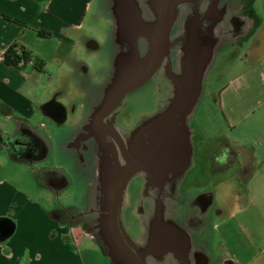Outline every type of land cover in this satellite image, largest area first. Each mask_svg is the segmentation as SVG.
Instances as JSON below:
<instances>
[{
	"label": "crops",
	"instance_id": "obj_1",
	"mask_svg": "<svg viewBox=\"0 0 264 264\" xmlns=\"http://www.w3.org/2000/svg\"><path fill=\"white\" fill-rule=\"evenodd\" d=\"M91 2L0 0V119L12 122L13 130L20 123L30 125L31 116L37 112L56 124L67 119L68 108L65 104L53 99L40 101L37 95L36 86L43 77L47 75L46 82L52 79L45 69L46 59L38 48L47 39H55L57 45L53 51L54 58L67 61L72 66L71 74H78L74 76L82 82L80 75L85 76L88 67L85 61L75 55L76 47L80 45L86 52L99 49V44L90 36L81 34ZM235 15L243 31L234 40L236 45L242 41L246 44L243 64L233 76L234 81L228 83L216 98L223 124L220 132L211 134L217 140L216 143L223 145L224 151L220 154L232 153L233 162L225 163L218 169L213 168L211 163L208 166L212 171L210 174L216 173L213 177L218 178V186H225L224 195L229 197L227 208L230 205L236 210L230 217L250 213L252 220L250 224L239 220L242 227L239 226L238 230L244 232L246 237L235 247L236 253L223 251L224 256L221 255L218 264L226 261L229 264H264V236L257 240L260 230L254 225L258 221L264 224V0H243ZM38 31L49 34L43 36ZM13 44L43 62V69L38 70L30 64L22 68L5 64L3 53ZM57 62L60 64V60ZM59 77L61 79L63 74L60 73ZM59 89L62 92L63 87L60 85ZM49 104H58L65 109V119L61 123L57 122ZM69 109L74 112L76 107ZM1 131L9 134L6 129ZM192 149L189 166L196 163V151L202 150L203 146L198 144ZM210 153L211 157L220 155L214 151ZM46 185L52 190L56 189L47 182ZM233 185L235 188L231 191ZM204 194L207 195L203 217L206 220L216 201V193L214 189L200 192V195ZM216 212L220 215L225 210L218 209ZM0 218L9 219L13 224L12 233L0 240V264H86L77 246L81 245L85 237L93 238L82 229L81 220L68 219V216L56 210L48 212L29 195L4 186L1 180ZM226 229L222 227L218 234H224ZM215 230L213 226L203 225L192 231L194 241L186 252L196 250L197 257H201V264H212L216 258L215 247L216 250L219 248L215 243ZM102 253L107 257L103 250ZM196 262V259L188 258L187 264ZM109 264H112L110 260Z\"/></svg>",
	"mask_w": 264,
	"mask_h": 264
},
{
	"label": "rangeland",
	"instance_id": "obj_2",
	"mask_svg": "<svg viewBox=\"0 0 264 264\" xmlns=\"http://www.w3.org/2000/svg\"><path fill=\"white\" fill-rule=\"evenodd\" d=\"M111 1L92 0L89 6L81 34L90 36L99 44V49L94 52H86L80 45L76 47L77 54L75 55L85 61L88 67V73L83 77L80 75L82 82L74 76H78V74H71L70 67L72 66L68 65L67 61L54 58L53 51L57 45L55 39H47L44 41L43 46L38 48L46 59L45 69L52 79L50 82H46L47 75H43V79L36 86L37 95L40 101L53 99L62 102L68 108V117L61 124H56L47 117H42L39 112L30 118L29 124L37 131L45 145L44 157L38 161L22 162L11 158L5 147L0 146V180L4 183V186L29 195L36 204L42 205L44 210L48 212L56 210L59 214H64V216L69 217L68 219H74L75 221L80 219L78 216L81 213L84 215V218L82 217L84 219L82 229L90 233L93 240L85 237L81 245L77 246V251L86 264H109V259L103 255L102 250L106 254V252H112L110 250L113 249L115 254L122 257L118 248L109 241L111 238L107 226L108 220L103 212L107 202L102 200L103 196L101 200L93 199L96 189L102 194V188L94 178V167L90 166L89 157L79 152L74 143L76 135L87 121L86 116L92 112L93 104L101 99L105 83L108 81L116 30L115 19L110 11ZM145 1L142 4L144 8L148 5L145 4ZM233 1H237L236 6L230 9L228 13H237L243 0ZM177 25L176 28L179 32L181 26ZM190 30L192 29L190 28ZM187 31L189 30L186 28ZM184 35L185 33L182 37H185ZM233 40L231 37H227L221 47L216 48V51L211 50L209 60L213 56L214 60L207 69L208 62L203 67L206 72L199 98L191 111L190 117L185 119L191 148H194L198 139L200 141L204 140L206 144L203 145L202 150L196 151V163H192L189 166L190 168L188 167L189 170L184 176L183 188L185 194L179 204L182 211L179 209L176 213L178 224L185 226L186 215L197 212V207L194 204L197 195L205 190H215L216 201L211 206L206 220H204V225L216 228L214 236L219 249L216 250L215 244L214 257L216 258L212 260V264H218L223 251L236 253L235 247L243 242L244 237H246L244 232L238 230V227L241 226L239 220L242 219L247 224H250L252 220L250 213L245 216L241 214L237 217L236 215L230 217L231 214L236 213V210L230 205L227 208L226 201L229 197L224 195L225 186L224 188L218 186V178L213 177L216 173L210 174L211 170H209L210 151L216 152L218 147L224 149L223 145L216 143L217 140L211 135L212 132L214 134L218 133L223 124L216 98L228 83L231 84L234 81L233 76L243 64L245 41L231 46ZM186 47L187 45L184 44L181 51L183 52L181 54L182 63L185 62L184 52L187 51ZM58 60H60V64L57 62ZM60 73L63 74L61 79L59 77ZM60 85L63 87L62 92L59 89ZM170 93L166 81L156 75L124 99L121 115H128L130 121L133 122L141 114L161 111L167 104ZM70 104L72 107H76L74 112L70 111L69 108L72 110ZM189 118L190 122H188ZM2 129H6L8 135H13L16 131L13 130L12 122H3L0 119V130ZM80 155H82L81 159ZM104 157L100 156V159L98 158L99 163L96 165V172L104 162ZM119 164H122L121 161H119ZM213 172H216V170ZM51 173L60 176L64 180L62 188L52 190L46 185V178ZM230 188L232 191L235 186L233 185ZM218 209L225 210V212L219 215L216 212ZM73 215L76 217H71ZM92 219L96 221L94 228L90 229L89 225ZM101 220H103V224ZM254 225L260 230L257 234V240H261L260 237L264 236V224L258 221ZM224 226L227 227L226 232L219 235L218 231ZM226 255L228 256V254ZM114 264L129 263L122 258V262L115 259Z\"/></svg>",
	"mask_w": 264,
	"mask_h": 264
},
{
	"label": "flooded vegetation",
	"instance_id": "obj_3",
	"mask_svg": "<svg viewBox=\"0 0 264 264\" xmlns=\"http://www.w3.org/2000/svg\"><path fill=\"white\" fill-rule=\"evenodd\" d=\"M143 1H136L137 8L139 9L141 19L148 22L152 19V14L149 11L148 6L145 8L142 6V4H144ZM117 2L118 0H116V3ZM114 3L115 0H112L111 4L114 5ZM121 3L125 5L124 1L119 0V4ZM146 3L147 1H145V4ZM235 3H237V1L199 0L194 3L180 5L178 7L176 21L169 34V54L164 57L160 67L151 75L148 81L157 75L158 78L166 81L170 92L172 91L173 78L181 72V67L183 65L181 61L182 53L179 48L182 40H179L178 38L184 33V36L188 35L186 28L190 32L192 31L190 28H196L199 32L198 35H200L195 42H191V45L204 44L205 40L209 38L213 43V51H216V48L221 47L227 37H231L232 39H234V37L237 38L243 30H240L235 13H228L230 9L236 6ZM110 11L114 18L112 10ZM122 17L125 22L127 19H130L127 11H123ZM194 17L197 20L196 25H194ZM176 25L181 26L179 32L177 31L178 29L176 28ZM113 44L114 50L110 60V72L106 83L113 78L116 71L119 69V66L123 68V64L121 63L127 59L130 51L129 42L123 37L119 38L117 35H114ZM230 45H236L235 40H233ZM146 51L147 42L143 36H140L137 40L136 56L140 59L145 55ZM192 59L193 57H190V55L187 58L190 62H193L194 59ZM213 60L214 56L211 60L206 61V63L208 62L206 69ZM125 62L127 63L128 61L126 60ZM205 72L206 70L203 73V78ZM163 83L165 82L163 81ZM132 92L124 96L113 110L105 114L101 121L94 125V129L88 131L82 127L81 131L75 137L74 143L77 150L82 154L87 155L91 163L90 166L94 167V178L96 182L98 179L96 165L99 163L98 160L100 159V156H102V158L106 156L109 159L115 155L122 164L127 166L126 161L121 154V147L124 149L129 148V142L133 134L137 131V128L147 118L152 117L158 112L141 114L133 122L130 121L128 115H121L124 99ZM101 100L102 97L99 101L93 104L91 114L86 116L88 120H91V116L101 104ZM51 105L52 104H49V107L52 109L57 122L61 123L63 118L65 119V109L58 104ZM188 122H190V118ZM198 144L203 146L206 142L198 139L195 146ZM222 151H224V149L221 150V148H219L215 154H220ZM81 156L82 155H80V159ZM38 160L41 159L32 161ZM232 162V153L220 154L218 157L215 155L209 160V163L213 165V168L217 169L225 163L232 164ZM186 172L187 169L179 176L168 174L163 181L148 183L144 171L137 170L124 183L120 192L118 224L125 242H127L130 248L135 251L144 264H187L188 258H194L197 261L196 264H201V257H197V251L189 250L187 253L186 249L189 245L193 244L194 236L192 231L204 225L203 217L206 212L207 195H197L194 200L197 212L195 214L186 215L185 226L179 225L176 213L182 208L179 204L185 194L183 179ZM116 178L117 177H112V181H115ZM46 182L56 189L62 188V185L64 184V181L60 176L52 173L46 178ZM95 192L93 199L101 200L103 194L98 192L97 189ZM82 217L84 218V215L81 213L78 218H80L79 220H81V223L84 225V219ZM95 219L91 220L89 225L90 229L94 228ZM110 236L111 240L115 242L111 233ZM106 255L112 264H114L115 259L119 262V259L115 254L113 255L111 252H106Z\"/></svg>",
	"mask_w": 264,
	"mask_h": 264
},
{
	"label": "water",
	"instance_id": "obj_4",
	"mask_svg": "<svg viewBox=\"0 0 264 264\" xmlns=\"http://www.w3.org/2000/svg\"><path fill=\"white\" fill-rule=\"evenodd\" d=\"M119 0L111 10L115 18V35L125 38L129 42L130 51L127 63L122 62L113 78L106 83L102 102L91 116V120L84 124L83 129L91 131L102 117L113 110L128 93L144 85L151 75L160 67L165 56L169 54V34L176 21L178 7L185 3H194L199 0H147V6L152 19L145 22L141 19L136 0ZM123 11H127L130 19L123 20ZM195 18V17H194ZM197 20L195 18L194 25ZM182 40L187 45L185 62L181 72L173 78L170 97L164 109L152 117L147 118L131 137L129 148L121 147V154L126 165L119 164L117 157H104V162L98 167L97 183L102 188L103 199L107 205L104 207V216L107 217L108 231L114 238L113 242L122 257L111 249V253L122 258L129 264H144L141 258L125 242L118 224V209L120 192L125 181L137 170H143L149 182L163 181L168 174L181 175L189 166L192 148L187 134L185 119L190 116L201 92L204 64L209 61L213 49L212 41L207 38L204 44L191 45L198 36V29L193 28ZM143 36L147 42V51L142 58L136 56L137 40ZM197 51V52H196ZM183 53V52H181ZM193 57V62L187 60ZM208 57V58H207ZM193 63V64H192ZM188 66V67H187ZM112 177H117L112 181ZM102 224H103V220ZM13 231V224L9 219L0 218V240L8 237ZM103 231V228H102ZM101 231V232H102ZM104 233V231H103ZM110 236V234H109ZM111 237V236H110ZM106 238V236H105ZM224 264H229L228 261Z\"/></svg>",
	"mask_w": 264,
	"mask_h": 264
},
{
	"label": "trees",
	"instance_id": "obj_5",
	"mask_svg": "<svg viewBox=\"0 0 264 264\" xmlns=\"http://www.w3.org/2000/svg\"><path fill=\"white\" fill-rule=\"evenodd\" d=\"M47 36L48 32L38 31ZM32 60L38 70L44 67L43 62L32 58L23 48L13 44L3 53V61L7 65L17 66L20 60ZM19 68V67H18ZM13 135H6L0 130V146H4L11 158L18 161L42 159L45 155V145L37 131L26 123H20Z\"/></svg>",
	"mask_w": 264,
	"mask_h": 264
},
{
	"label": "built area",
	"instance_id": "obj_6",
	"mask_svg": "<svg viewBox=\"0 0 264 264\" xmlns=\"http://www.w3.org/2000/svg\"><path fill=\"white\" fill-rule=\"evenodd\" d=\"M26 64H30V65H33V62H32V60H20L19 62H18V64H17V66L19 67V68H22L23 66H25Z\"/></svg>",
	"mask_w": 264,
	"mask_h": 264
}]
</instances>
